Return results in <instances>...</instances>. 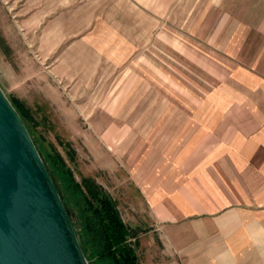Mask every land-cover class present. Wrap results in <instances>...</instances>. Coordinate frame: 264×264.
<instances>
[{
  "label": "rangeland",
  "instance_id": "obj_1",
  "mask_svg": "<svg viewBox=\"0 0 264 264\" xmlns=\"http://www.w3.org/2000/svg\"><path fill=\"white\" fill-rule=\"evenodd\" d=\"M163 2L0 0V38L8 47V53L0 47V88L10 102L18 98L32 109L38 120L33 125L20 117L57 188L88 264L113 263L98 253L86 231L95 221L80 187L84 176L114 199L124 222L139 227V264H169L158 230L146 209L137 208L141 202L131 181V159L124 160L130 155L132 127H139L141 134L135 136L145 140L142 147H147V135L156 126L143 114L162 109L165 90L174 88L169 83L180 80L181 67L170 65L168 52L148 53L159 44L157 32L177 29L201 0H174L181 4L158 17L155 13H163ZM231 5L237 14L259 15L264 10V0L223 3L224 8ZM149 59L168 79L154 78L153 69L147 68ZM191 81L195 83V77ZM143 134L147 137L142 138ZM64 141L73 148V160ZM122 147L125 150L118 152Z\"/></svg>",
  "mask_w": 264,
  "mask_h": 264
},
{
  "label": "crops",
  "instance_id": "obj_2",
  "mask_svg": "<svg viewBox=\"0 0 264 264\" xmlns=\"http://www.w3.org/2000/svg\"><path fill=\"white\" fill-rule=\"evenodd\" d=\"M224 2L201 0L177 29L157 32L148 53L168 52L180 80L143 114L156 126L148 146L132 127L124 157L169 264H264V10ZM180 4L164 0L155 14ZM151 61L154 78L168 79Z\"/></svg>",
  "mask_w": 264,
  "mask_h": 264
},
{
  "label": "water",
  "instance_id": "obj_3",
  "mask_svg": "<svg viewBox=\"0 0 264 264\" xmlns=\"http://www.w3.org/2000/svg\"><path fill=\"white\" fill-rule=\"evenodd\" d=\"M0 264H88L55 185L1 88Z\"/></svg>",
  "mask_w": 264,
  "mask_h": 264
},
{
  "label": "trees",
  "instance_id": "obj_4",
  "mask_svg": "<svg viewBox=\"0 0 264 264\" xmlns=\"http://www.w3.org/2000/svg\"><path fill=\"white\" fill-rule=\"evenodd\" d=\"M0 47L4 53H8V47L2 38H0ZM10 103L20 117H23L33 125L38 124L32 109L20 99L14 98ZM59 142L62 143L61 141ZM64 142L69 159L73 160V148L69 142ZM80 187L84 200L88 208L91 209V220L95 221L93 225L88 224L86 231L91 233L94 244L99 248L98 253L109 258L113 264H139L137 245L139 227L137 225H129L122 220L114 199L91 177H81Z\"/></svg>",
  "mask_w": 264,
  "mask_h": 264
}]
</instances>
